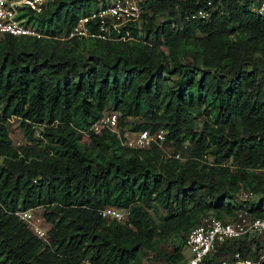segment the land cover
<instances>
[{
	"label": "trees",
	"instance_id": "1",
	"mask_svg": "<svg viewBox=\"0 0 264 264\" xmlns=\"http://www.w3.org/2000/svg\"><path fill=\"white\" fill-rule=\"evenodd\" d=\"M99 2L52 0L27 16L40 36L0 37V264H178L203 215L264 216V0H140L113 38L68 36ZM106 109L119 135L88 130ZM160 128L148 148L123 141ZM33 208L44 239L15 213ZM263 250L264 231L243 234L202 264Z\"/></svg>",
	"mask_w": 264,
	"mask_h": 264
},
{
	"label": "built area",
	"instance_id": "2",
	"mask_svg": "<svg viewBox=\"0 0 264 264\" xmlns=\"http://www.w3.org/2000/svg\"><path fill=\"white\" fill-rule=\"evenodd\" d=\"M52 0H0V37L12 36H40L37 29L27 22L30 12L40 13L45 9L48 2ZM209 4V2H208ZM264 14V2L256 8ZM140 0H105L101 5L99 2L96 9L78 17L76 24L68 36H97L100 38H113V31L119 32L121 26L128 22L138 21L141 15ZM209 11L198 9L189 14L186 18H206ZM92 21L98 25V31L93 33L88 28V22ZM92 133H100L102 130H109L119 135L117 128V113L114 110L106 109L100 117L89 126ZM123 141L127 146L134 148H148L151 143H161L165 137V130L160 128L153 132L143 129L138 131H124ZM242 197L253 198L254 195L243 191ZM20 219L26 222L27 226L38 237L45 238V229L38 223L40 218L36 217L31 209L15 212ZM101 215L122 220L125 212L118 208L106 207L100 211ZM264 231V216H252L245 209H237L233 216L219 218L213 214L203 215L185 236V246L188 250L186 257L178 264H202L204 260L215 250L217 244L243 234L262 233ZM264 263V250L259 254L257 260L247 259L234 251L228 257L222 258L219 264H257ZM143 264H159L154 262L148 255L142 260Z\"/></svg>",
	"mask_w": 264,
	"mask_h": 264
},
{
	"label": "rangeland",
	"instance_id": "3",
	"mask_svg": "<svg viewBox=\"0 0 264 264\" xmlns=\"http://www.w3.org/2000/svg\"><path fill=\"white\" fill-rule=\"evenodd\" d=\"M197 117L198 118L203 117V114L201 113ZM9 136H10L13 144L18 145L20 143H23L22 131L19 128L18 123L13 119L11 120L10 125H9ZM163 149L167 154L171 153V151H172V147L169 146L168 144L167 145L163 144ZM208 160H209V158H208ZM32 212L35 214L36 217H38V218L41 217V214H42L41 208H33ZM38 223L41 224L43 226V228L49 226L42 219L38 220ZM175 241H176V239H170V240H167L165 242H161L158 250L168 251ZM183 249L187 255L188 250H187L185 244L183 245ZM226 257H227V255H226Z\"/></svg>",
	"mask_w": 264,
	"mask_h": 264
}]
</instances>
